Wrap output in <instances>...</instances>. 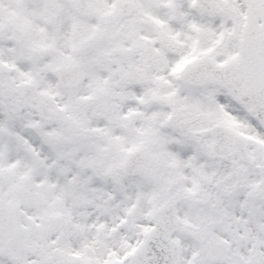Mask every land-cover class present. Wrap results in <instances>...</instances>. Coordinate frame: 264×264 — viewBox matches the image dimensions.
<instances>
[{"label":"snow or ice","instance_id":"1","mask_svg":"<svg viewBox=\"0 0 264 264\" xmlns=\"http://www.w3.org/2000/svg\"><path fill=\"white\" fill-rule=\"evenodd\" d=\"M0 264H264V0H0Z\"/></svg>","mask_w":264,"mask_h":264}]
</instances>
